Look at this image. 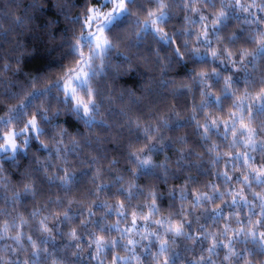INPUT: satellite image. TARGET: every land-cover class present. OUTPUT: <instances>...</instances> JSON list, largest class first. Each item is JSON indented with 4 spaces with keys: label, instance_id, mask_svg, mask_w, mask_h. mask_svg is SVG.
<instances>
[{
    "label": "clouds",
    "instance_id": "9594fccd",
    "mask_svg": "<svg viewBox=\"0 0 264 264\" xmlns=\"http://www.w3.org/2000/svg\"><path fill=\"white\" fill-rule=\"evenodd\" d=\"M0 264H264V0H0Z\"/></svg>",
    "mask_w": 264,
    "mask_h": 264
}]
</instances>
